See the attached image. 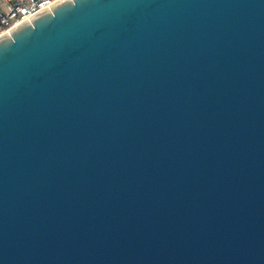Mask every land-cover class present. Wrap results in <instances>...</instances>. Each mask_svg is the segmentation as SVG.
I'll return each instance as SVG.
<instances>
[{
	"label": "water",
	"instance_id": "water-1",
	"mask_svg": "<svg viewBox=\"0 0 264 264\" xmlns=\"http://www.w3.org/2000/svg\"><path fill=\"white\" fill-rule=\"evenodd\" d=\"M0 264H264V0H60L1 35Z\"/></svg>",
	"mask_w": 264,
	"mask_h": 264
},
{
	"label": "built area",
	"instance_id": "built-area-1",
	"mask_svg": "<svg viewBox=\"0 0 264 264\" xmlns=\"http://www.w3.org/2000/svg\"><path fill=\"white\" fill-rule=\"evenodd\" d=\"M60 0H0V36Z\"/></svg>",
	"mask_w": 264,
	"mask_h": 264
}]
</instances>
